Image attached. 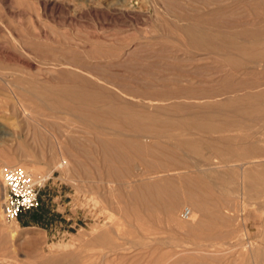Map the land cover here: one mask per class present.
Returning <instances> with one entry per match:
<instances>
[{"label":"rangeland","instance_id":"rangeland-1","mask_svg":"<svg viewBox=\"0 0 264 264\" xmlns=\"http://www.w3.org/2000/svg\"><path fill=\"white\" fill-rule=\"evenodd\" d=\"M245 1L0 0V167L20 166L40 185L35 209L14 222H5L0 213V264H74L78 257L86 259L83 264H150L152 256L162 254L167 256L157 264H264V89L228 91L244 80L264 83V76L251 66L249 76L228 78L225 61L191 56L177 46L179 28H199L196 17L215 11L237 27L255 26L244 7L253 0ZM165 78L204 90V100L192 101L203 113L198 120L187 118L192 124L187 130L156 139L142 135L148 141L136 137L173 148L185 140L195 149L174 156L182 168L165 156L138 155L132 170L125 165L133 177L120 180L117 172L125 167L120 156L110 158L117 161L108 169L109 158L97 145L126 144L135 135L116 120L107 118L115 122L107 124L103 116L115 107L174 118L162 113V103L124 96L163 94L161 86L141 88ZM80 94L93 96L94 104L84 106L76 99ZM245 95L261 109L243 115ZM110 96L114 101H106ZM58 103H73V111ZM94 112L98 122L90 116ZM112 124L115 130L108 129ZM62 159L67 168L56 169ZM149 181L162 188L173 181L175 199L184 189L178 214L194 206L195 211L194 220L179 216L183 230L162 214L152 222L143 216V224L124 215L125 202H134L127 197L131 187ZM1 200L0 183V207ZM139 224H151L153 234L142 233Z\"/></svg>","mask_w":264,"mask_h":264},{"label":"bare ground","instance_id":"bare-ground-1","mask_svg":"<svg viewBox=\"0 0 264 264\" xmlns=\"http://www.w3.org/2000/svg\"><path fill=\"white\" fill-rule=\"evenodd\" d=\"M244 7L250 13V16L255 18V19L253 18L256 22L255 26L252 25V23L250 22L251 25L248 28L237 27V26H235V24L228 23L226 21L224 22L221 19L223 17V13L220 10L215 11V13L203 15L201 17L200 16L196 17L197 19L195 21H196V24H199V28H195V27L191 26L192 24L190 26L186 25L182 28H179L180 29L179 32H180V35H182V37H181V40L178 41L177 46H179V48H181V49H184V51L191 56L207 55V56H210L211 58H214V59L216 58L218 60L225 61L226 66L229 67L228 72L230 74H227L228 78L231 76V74L235 75L236 73H241L243 75L249 76V73H250L249 68L251 66L257 68L258 70H256V71H260L261 75L264 76V0H253L252 2H246ZM245 12H246V10H245ZM224 17H225V15H224ZM245 22L246 21H244V23ZM176 30H178V29L176 28ZM130 54L132 55V53H130ZM164 68H165V66H164ZM250 69H253V68H250ZM175 70H178V69H175ZM180 70L181 69L179 68L178 71H180ZM200 70H202V69H200ZM190 71H189V73L186 71L183 73H188V75H192V72H190ZM180 73H182V72H180ZM193 74L196 75L195 72H193ZM169 82L172 83L171 87H172V85L176 86L175 89H173V87L172 88L169 87ZM179 84H181V85H179ZM142 85L143 86H142L141 90L144 89V91L145 90L147 91V90L152 89L154 87L156 88L158 86H161L162 87L161 91H163V94H154L151 96H149V95L142 96L141 94L132 93V96H131V93L130 94L127 93V94H124L125 98H128V99L130 98V99H133L135 101H140V102H142L144 104H148V105L149 104H155V103H162V108H161V109H163L162 113H168L169 115L173 116L174 118L169 117L167 119H161V118H159V115H156V112L155 113L150 112L147 114H134L133 115L130 113L123 112L121 109H117L115 107L111 108V110L109 112H107L106 114H104V116L102 115L103 118L106 117L107 121H108L107 118L113 119L114 121L116 120L122 126V127H120V125L116 122L120 128H123L122 129L123 131L124 130L132 131L134 133L135 137L133 139H131L126 144H120V143L115 144V143H109V142L108 143H104V142L100 143L99 142L100 144H98L97 146H99L100 149L102 150L101 152H103L105 154V156L109 158L108 162L107 163L104 162V163H106V165L108 166V169H109V167H111V165H113L112 163H114L115 161H117V159H119V157H118V155H119L120 159L123 162L121 164L123 166L130 165V169L131 168L133 169V166L131 167V164H132V162L135 161L136 156H138V155H153L156 157H159V156L164 157L165 156V157L169 158L170 161H172V164H176L179 168H182L183 167L182 163L176 162L174 159V156H176L178 153L179 154L185 153V152H189V151L195 149L192 146H190V147L187 146L186 142H184L185 140L183 138L179 139V140H184V141H181L180 147L173 148L171 146H164L161 144L154 145L153 142H156L157 140L151 141L153 146H151L152 144L151 145L144 144V142L138 140V137H136V136H141V138L144 140L145 137H143L142 135L149 134L150 136H154V139H156L155 135H158L161 133L170 134V132L172 130H176V131L177 130H183L184 131V130H187V128L188 129L191 128L192 124L189 123L187 118L192 117V118L198 120L199 114L203 113V109L200 108L199 106L194 105L192 101H195L197 99H200V101L204 100V97H206L205 91L204 90L201 91V90L196 89L194 87L195 84H192L191 81H187L186 85H183L181 80L173 81V80H170L167 78L157 79L156 82L153 81V82H149L147 84H142ZM169 88H171V89H169ZM245 89H250V90H252V89H254V90L264 89V83H259L257 81L244 80L240 84L236 85V87H233V88H231V90H228V91H231V92H234L235 90L243 91ZM72 91H73V89H72ZM55 93L60 95V93H58V92H55ZM74 93H76V92H74ZM68 94H65V95L68 96ZM71 94H69V96H71ZM76 94H78V93H76ZM221 95H223V94H221ZM141 97H143V98H141ZM76 99L78 101L79 100L83 101L84 106H86V107L92 103L94 104V102H95L94 97L90 96L89 94L88 95L80 94L78 96V98H76ZM242 99L245 103L244 105H246V106H243L244 108L242 107V112H243L242 114L243 115H246L247 110L258 111L262 107L261 105H256V104L253 105L251 96L245 95ZM253 100H257V98H253ZM106 101L112 102V101H114V97L110 96L109 98L106 99ZM64 103H58L60 105L58 107H61V108L65 107L68 111L69 110L73 111V105H74L73 103H70V104L69 103L64 104ZM63 104L65 106H63ZM237 106H239V104ZM75 108L76 107H74V109ZM238 108H241V107L239 106ZM78 109H79V106H78ZM81 109H83V108H81ZM75 111L77 112V114L75 112H73V113L76 115H79V112L76 109H75ZM99 115L100 114H98L96 112H94V114H90L92 119H94L96 121L99 118ZM81 116L84 117L83 112H82ZM261 117H263V116H261ZM109 121L106 123L111 124L110 122L112 120L110 122ZM113 123H115V122H113ZM109 126H111V128H108ZM109 126H103V127H107L108 129H112L114 127L113 124L109 125ZM114 128H113V130H115ZM197 128L198 127H196V129ZM117 131H119V129ZM171 138H173V136H171ZM145 140H147V139H145ZM74 145H75V143H74ZM74 150L78 151L79 147H75ZM68 152L70 153L72 158L75 156L74 155L75 153L73 154V151L72 152L68 151ZM78 152L81 153L82 150L78 151ZM114 156L118 157V158L113 159L114 160V162H113V160H111L110 158H113ZM158 159H161V158H158ZM75 160H76V158H74V161ZM120 162L121 161H119L118 163H120ZM214 163H215V161H214ZM67 166H68L67 160L62 159L58 163V165L56 166V169L62 170L63 168L64 169L67 168ZM127 166H125L124 168L122 167L123 170L121 169L122 171L119 172V174L117 172V176L119 175L120 177H116V178H118L120 180H122V179L125 180V179H129V177L131 175H132L131 177H133V174L131 173L132 169L131 170L128 169ZM148 167L150 168V165ZM112 170H113V168H112ZM112 170H110L111 172H109V175L110 174L114 175V173H113L114 171H119V170L114 169V171L112 172ZM180 170H179V172L181 173L182 171H180ZM108 171L109 170H107L106 172H108ZM136 171H138V170H136ZM115 175H116V173H115ZM134 175H135V173H134ZM153 176L154 175L148 174L146 177L148 180H150V178H153ZM130 182L131 181H129V182L125 181V182H121V183L129 184ZM178 182L182 185L183 183H185V180L180 178V179H178ZM195 182L197 183V185H199V182H202V181L199 179V177H197L195 179ZM132 184L133 183H131L130 185L133 186ZM174 187H175V185H174L173 181H168L165 184H163V188L156 181L155 182L149 181V182L144 183V184L138 183V185H136L135 187L134 186L131 187V189H132L131 194L129 196H127L128 198H132L134 202H129V201L125 202V207H124V211H123L124 215L125 216L134 215V218L136 217V219H137V220L136 219L135 220L138 221L139 223H141L142 220L144 219V218H142L143 216L152 222V221H155V220H153V218L156 219V216L162 214L167 218V220H169V223L171 222V224H172L171 226H173V227L177 226L180 229L182 228V230H183V224L180 223L181 221H179L180 219H178V218H179V216H181V219L185 222L188 220H191L190 218L192 217L191 216L192 211H195V206H194L195 204L193 205L194 207H190L191 209L188 208L189 213L185 219L182 217V211L179 215L178 214L179 206L181 205V203H183L184 198H185L184 195L182 194L183 193L182 190H184V189H182V190L180 189V191H181L180 196L179 197L177 196L175 199ZM127 200H131V199H127ZM135 201H137L136 202L137 204H135ZM198 210H196V211H198ZM205 213L206 212H204V215H205ZM199 216H200V214H199ZM192 219L194 220L193 217H192ZM167 220H165V221L168 222ZM157 222H159V221H157ZM141 224H143V223H141ZM173 224L176 226H174ZM196 224L197 223H195V225ZM152 225H154V224H152ZM191 225H190V227H191ZM150 226H151V224H149V225L147 224L146 228H144V227H141V225H140V231L142 230L141 231L142 233L143 232L150 233L151 229L153 228V226L152 227H150ZM190 227H188V228H190ZM203 228H205V226H203ZM193 230H197L196 227L193 228ZM152 231H154V230H152ZM154 233H155V231H154ZM150 234H153V233L151 232ZM190 235H192V234H190ZM193 236H194V234H193ZM200 237H202V236H200ZM206 239L208 240L207 237H206ZM215 239H214V241H215ZM104 241H108V240H104ZM215 242H217V241H215ZM207 244H209V243H207ZM155 248H156V246H155ZM182 252H184V251H182ZM152 254H155V253L152 252ZM103 255H105V254H103ZM166 256L167 255L162 254L160 256L155 257V255H154V257L152 256V260L149 261L147 259V261H149L150 264H157L159 262H162L161 260H163V259L165 260ZM263 257H264L263 254H261L260 258H263ZM89 258H92V257L89 256ZM167 258H168V260L170 259L169 257H167ZM145 259H144V261H145ZM185 259H183V260L186 261ZM85 260L86 259L84 257H78V258H76L74 264H83V261L85 262ZM168 260H166V261H168ZM168 263L170 264L169 261H168ZM168 263H166V264H168ZM84 264H86V263H84Z\"/></svg>","mask_w":264,"mask_h":264},{"label":"built area","instance_id":"built-area-1","mask_svg":"<svg viewBox=\"0 0 264 264\" xmlns=\"http://www.w3.org/2000/svg\"><path fill=\"white\" fill-rule=\"evenodd\" d=\"M0 183L2 200L0 213L5 222H14L18 217L38 205L40 185L19 166H1ZM182 216H188L187 210Z\"/></svg>","mask_w":264,"mask_h":264}]
</instances>
